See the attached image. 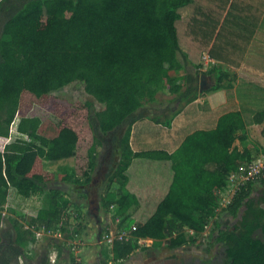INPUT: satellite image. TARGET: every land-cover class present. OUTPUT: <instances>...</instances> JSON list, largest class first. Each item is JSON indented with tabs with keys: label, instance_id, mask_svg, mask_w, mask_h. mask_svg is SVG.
<instances>
[{
	"label": "trees",
	"instance_id": "16d2710c",
	"mask_svg": "<svg viewBox=\"0 0 264 264\" xmlns=\"http://www.w3.org/2000/svg\"><path fill=\"white\" fill-rule=\"evenodd\" d=\"M263 12L264 0H0V228L10 189L20 199L43 197L34 216L11 221L13 234L3 240L0 233V264H12L36 241L35 231L78 234L68 229L69 210L78 223L82 211L48 184L91 181L102 145L97 132L114 144L104 208L135 204L117 222L113 260L127 259L139 239L169 249L202 244L212 222L215 240L225 245L223 264H264V176L245 181L224 206L230 225L214 219L229 175L254 159L245 123H263L264 109L228 110L170 152L133 150L130 143L137 111L158 92L179 104L163 120L153 119L165 127L198 98L204 52L238 66ZM204 73L215 77L209 90L229 76L219 65ZM71 84L93 100L60 98L57 92ZM17 116L20 135L10 139ZM65 158H73L70 175L43 167V160ZM254 182L263 186L258 195ZM56 246L60 254L63 244ZM70 262L79 264L74 256Z\"/></svg>",
	"mask_w": 264,
	"mask_h": 264
},
{
	"label": "rangeland",
	"instance_id": "374dc122",
	"mask_svg": "<svg viewBox=\"0 0 264 264\" xmlns=\"http://www.w3.org/2000/svg\"><path fill=\"white\" fill-rule=\"evenodd\" d=\"M260 25L261 26H259L247 53V62L251 61L253 56L256 55L264 58V19ZM201 62L203 64V68L197 75L198 88L200 86L201 74L212 65H219L224 70L228 71V73L231 71L229 70V63L225 61L213 63L210 62V60H207V56L205 55L202 56ZM186 70L191 72L194 71L193 67L190 65L186 67ZM205 75L207 84L201 90V92L204 91V93L200 92L196 100L189 103V105L187 104L183 106L182 116L177 119L174 117L175 122L178 123L177 126L180 129L179 131H181L179 138H182L186 133L192 131L196 128V126H198L194 118L197 113L202 112L201 110L203 109H200L197 105L207 99L203 96L209 90V87L215 82V77L212 74ZM222 84L224 88L230 89L233 85L230 79L223 80ZM215 93L218 95L220 92L216 91ZM57 95L70 103L81 96L88 100H93L90 96L83 92L80 86L76 84L66 86L58 91ZM173 97V95L158 92L152 101H145L143 106L137 111L136 114L140 116V119L132 125L130 136V143L133 150L164 148L163 139L168 136L169 131L162 124L154 122L153 119L157 118L159 120H163L169 115L171 110L178 108L179 104L173 100ZM232 101H234L233 94L228 93V105H232ZM220 107L217 106L213 114L217 115L224 110ZM235 108L237 107L235 106ZM174 120L172 121L174 122ZM17 122L18 116L15 118L11 126L10 139L20 135L16 130ZM247 124L251 123L247 122ZM262 126L263 124L246 129L247 141H245V144L249 147L253 154V162H261L264 164V133L261 132ZM97 135L101 139L102 145L98 148L96 167L91 172V181L80 185L64 181L53 182L48 185L61 189L65 194L64 196L74 203H88L89 205L87 209L90 214L98 215V227L92 217L88 218L89 220L87 224L90 225V232H94L95 235H99V239L97 240L100 241L104 262L107 264H223V262L227 259L225 255V245L215 240L216 233L213 230L212 222L205 227L203 233L204 242L202 244L182 245L175 249H169L165 246V244H162L161 241H154L153 239L152 241L147 239L138 240V248L127 259L122 261H115L112 259V256L109 254L111 249V240L116 234H121L117 228V222L125 214H133L135 204L128 203L124 209H116V206H112L109 210L104 208L101 202V197L103 196L107 173L111 169L110 167L113 166L109 153L114 144L109 141L110 136L108 134L97 132ZM177 141L178 137L175 143H177ZM234 144L236 146L240 145L241 148L243 147V143L238 140H235ZM43 167L48 171L58 172L61 175H70L73 171V160L72 158H65L58 161L44 160ZM227 182L229 183V179ZM257 183L259 182H254L253 195H258L263 190V186L261 184H259L260 186H255ZM230 200L231 194L224 190L221 194L220 203L217 204L214 217V219L220 222L222 227H226L233 222L232 217L223 210L224 206L227 205ZM42 202L43 197L41 195L28 199H12L11 201V203ZM20 211H18V209H14V211L9 208L5 209L7 218L4 225L0 228L3 240L8 238L7 234H13L11 221L19 218V215L21 214ZM69 213L72 215V222L68 229L71 231H79L78 234L74 235L73 238H67L68 233H64L56 229L49 232H44L42 230L36 231L35 235L37 240L26 244L18 256L21 257L20 262L16 259L12 264H30L29 260L32 259H37L38 264H69L65 261L66 254L69 253V258L73 256L71 251L74 249L76 250L75 247L79 245V242L82 239L81 237L87 232V226H85L86 224H83L82 221H79L78 223L73 219L76 214L75 211L70 209ZM85 221L86 220H84V222ZM75 223L77 224L75 225ZM37 232L39 233L37 234ZM57 244H63L62 247L66 248L64 254L62 252H60V254L58 253Z\"/></svg>",
	"mask_w": 264,
	"mask_h": 264
},
{
	"label": "crops",
	"instance_id": "0c3cea01",
	"mask_svg": "<svg viewBox=\"0 0 264 264\" xmlns=\"http://www.w3.org/2000/svg\"><path fill=\"white\" fill-rule=\"evenodd\" d=\"M264 19V12L261 16V19L259 21V24L257 25L255 31L252 34V37L248 43V46L246 48V51L242 57V59L239 62L238 66H232L229 65V76L228 79H230L233 83L232 88H219L216 90H208L203 97L207 98L206 100L202 101V103L198 104L197 106L202 112L197 113L194 120H196V123L198 126H196L195 129H207L214 127L216 124V121L218 117L228 111V110H246V111H257L260 109H264V58L259 57L258 55L253 56V59L251 61L247 62V53L249 51V48L253 42V39L257 33V30L260 24L262 23ZM203 55L207 56V60H210V62H220L214 58H211L206 52L203 53ZM262 69V70H261ZM261 71V72H260ZM227 80V79H226ZM216 91L220 92L217 95L215 93ZM204 93V92H203ZM228 93L233 94L234 101H232V105H228ZM216 94V95H213ZM189 105V104H188ZM217 106H221V109H224L219 114L215 115L213 114L214 110ZM232 106V107H230ZM235 106L237 108H235ZM183 112L181 111L175 118L182 116ZM174 120V119H173ZM263 124L262 128H264V122L260 124H247L245 123V128H249L252 126H258ZM178 123L172 121L170 127H166V129L169 131L168 136L163 139L164 148L167 151H172L176 146L180 143V141L184 138L185 134L182 138H179V134L181 131L178 128ZM193 129V130H195ZM192 130V131H193ZM191 132V131H190ZM189 133V132H188ZM247 135V133H246ZM177 143L175 141L177 140ZM238 140V139H237ZM239 141V140H238ZM239 149H242L240 145L238 146ZM73 160V158H72ZM44 162V160H43ZM260 183L255 184L259 185ZM260 186V185H259ZM12 199L19 200L20 197L15 193L13 189H10L8 201L5 204V209L9 208L14 211V209H18L21 214H25L26 216H34L38 210L39 207H41L42 203H11ZM78 208L82 211V217L81 221L83 224H86L87 226V232L84 233L81 237L82 239L79 242V245H77L73 251H71V254L78 259V261L81 264H107L104 262L103 259V253L101 250V245L99 237L94 234V232H90L89 228L90 225L87 224L88 218L92 217L95 221L96 226L98 225V215H92L88 211V203H74ZM19 207V208H16ZM5 212V210H4ZM6 214V213H5ZM7 218V217H6ZM86 220L84 222V220ZM98 227V226H97ZM147 240L152 241L150 238H146ZM37 240V238H36ZM139 240H145V239H139ZM35 242V241H34ZM70 242V241H69ZM68 242V243H69ZM66 248L62 247L61 252L64 254ZM111 255V251L109 252ZM21 257H17V261L20 262ZM65 261L70 264V258L69 253L66 254ZM30 264H38L37 259L29 260ZM110 263V262H109ZM111 264V263H110Z\"/></svg>",
	"mask_w": 264,
	"mask_h": 264
},
{
	"label": "built area",
	"instance_id": "2783aa9c",
	"mask_svg": "<svg viewBox=\"0 0 264 264\" xmlns=\"http://www.w3.org/2000/svg\"><path fill=\"white\" fill-rule=\"evenodd\" d=\"M263 176H264V164H262L261 162H253L252 161L246 165L240 166L237 172H233L229 175V177H228L229 183L227 184V186L224 190L229 192L231 194V197H232L233 194L235 193V191L239 188V186L242 185L245 181H247V180L258 181ZM222 192L220 191L221 194H222ZM38 233L39 232H37V234ZM76 262L81 264L78 261V259H76Z\"/></svg>",
	"mask_w": 264,
	"mask_h": 264
},
{
	"label": "water",
	"instance_id": "95a60500",
	"mask_svg": "<svg viewBox=\"0 0 264 264\" xmlns=\"http://www.w3.org/2000/svg\"><path fill=\"white\" fill-rule=\"evenodd\" d=\"M206 84H207L206 75L204 73H202L201 76H200L199 90L201 91ZM97 237H99V235H97Z\"/></svg>",
	"mask_w": 264,
	"mask_h": 264
}]
</instances>
